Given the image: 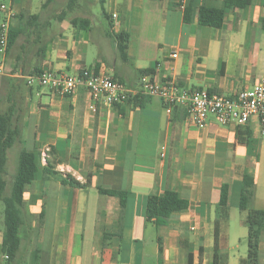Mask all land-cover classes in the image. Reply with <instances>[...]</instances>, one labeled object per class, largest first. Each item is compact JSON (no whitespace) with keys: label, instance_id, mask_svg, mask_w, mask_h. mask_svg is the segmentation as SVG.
<instances>
[{"label":"crops","instance_id":"obj_1","mask_svg":"<svg viewBox=\"0 0 264 264\" xmlns=\"http://www.w3.org/2000/svg\"><path fill=\"white\" fill-rule=\"evenodd\" d=\"M4 3L15 30L18 15L32 0H0ZM221 5L222 0H186L180 9L177 0H105L106 29H97L89 18L87 25L86 18L75 26L59 24V31L48 22L39 37L22 35L0 54L5 99L0 112L15 104L20 148L40 155L39 173L26 187L22 209L23 244L31 253L38 251L35 264H239L244 259L228 254L227 207L218 204L226 183L227 204L236 198L238 206L240 176L246 173L254 179L251 208L256 209L264 135L259 118L222 125L209 116L197 128L183 107L168 114L158 98L134 99L141 92L138 71L145 69L157 82L172 80L186 91L228 98L259 82L263 0L227 11L220 29L198 23L201 6ZM120 33L128 36L126 61L116 50L114 35ZM83 68L120 81L134 95L110 107L95 104L83 88L60 95L36 81L28 84V76L42 71L74 75ZM45 166L58 175L44 179ZM67 176L79 186L63 184L60 179ZM99 189L126 194L122 213L119 199ZM165 190L185 199L188 208L156 227L146 221L145 204ZM259 260L264 264V233Z\"/></svg>","mask_w":264,"mask_h":264},{"label":"trees","instance_id":"obj_2","mask_svg":"<svg viewBox=\"0 0 264 264\" xmlns=\"http://www.w3.org/2000/svg\"><path fill=\"white\" fill-rule=\"evenodd\" d=\"M253 0H222L220 8H210L201 6L198 10V23L201 26L220 29L223 26L224 17L229 10L246 9L252 5ZM52 2L56 0H45L41 9L45 10ZM105 0H99L102 6V15L105 20L109 16L103 10ZM77 0H68L65 9L60 14L56 15L54 19L58 22L63 21L67 14L78 8ZM264 8V0H263ZM191 12L189 8L184 9V22L190 21ZM81 18H72L71 24L75 26ZM19 27L15 30L9 31L7 51L15 44L16 40L22 35L40 36V33L47 27V21L41 23L39 14H28L22 12L18 15ZM84 24L87 25L89 21L84 19ZM116 43V50L118 56L123 60H127V43L128 36L125 33L114 35ZM140 76L151 75V69L138 71ZM115 80V79H114ZM210 93V92H209ZM212 94V93H210ZM142 94L136 96L134 99H146ZM129 98L128 100H130ZM127 100V101H128ZM179 107L173 108L174 113ZM22 145L20 128L18 125V110L15 104H11L5 111L0 112V202L3 204V224L4 230L2 233L0 253L6 256L2 259V264H20L17 258L21 256V247L23 242L27 240L24 229V221L22 217L23 209V194L26 187L32 184L39 173L40 155L37 151H27L20 148L17 158L16 172L12 177L11 188L6 194V164L7 151L14 145ZM43 178L47 179L58 175L51 171L47 166L43 167ZM241 190L238 199V210L246 212L245 223L247 226V254L244 259H241L239 264H259V241L261 235L264 233V210H257L251 208V202L254 197V179L252 176L243 173L241 174ZM63 184L69 183L71 186L78 187L79 185L70 176L66 179H60ZM100 194L119 199L120 211L122 213L126 200V194L123 192L98 190ZM229 186L224 183L221 187L220 200L218 207L226 208L228 202ZM188 208V202L185 199L169 190H165L160 196H149L145 204L146 221L153 223L156 227L164 226L171 215L174 213L184 211ZM41 216V215H40ZM25 237H23L22 234ZM217 233V231H216ZM38 251L31 253V263L35 264L37 261Z\"/></svg>","mask_w":264,"mask_h":264},{"label":"built area","instance_id":"obj_3","mask_svg":"<svg viewBox=\"0 0 264 264\" xmlns=\"http://www.w3.org/2000/svg\"><path fill=\"white\" fill-rule=\"evenodd\" d=\"M177 2L179 8L183 9L186 0ZM0 11L3 13L0 22V54L4 55L13 14L5 3L0 5ZM27 79L28 84L36 81L38 85L60 95H72L83 88L95 104L101 103L110 107L126 102L134 95L120 81L92 69L83 68L74 75L46 70L35 76H28ZM138 85L141 89L139 94L160 99L168 114L175 107H183L187 119L197 128H203L209 116H214L222 125H246L252 116H257L261 133L264 134V75L252 89L242 90L233 98L207 91H186L172 80L157 82L152 75L140 77ZM2 259H6V256H2Z\"/></svg>","mask_w":264,"mask_h":264},{"label":"rangeland","instance_id":"obj_4","mask_svg":"<svg viewBox=\"0 0 264 264\" xmlns=\"http://www.w3.org/2000/svg\"><path fill=\"white\" fill-rule=\"evenodd\" d=\"M44 2L45 0H32L33 4L30 5L29 8L24 10V12L30 14V10H32L33 12L37 11L40 15L41 23L47 21L50 22V24H55L53 27L56 28V30L53 28V31H59L60 29L57 27L59 24L66 26L70 23L69 21L74 17H78L81 19L89 18L93 21V23L96 24L97 29H99L100 27L105 29L107 28V20H105L102 15V6L96 0H77L79 5L78 8H76L71 13L67 14L66 18L61 22L56 21L54 17L60 14L63 9H65L68 0H56V2H52L45 10H42L41 5ZM99 24H101V26ZM4 100V94L3 92H0V109L5 106ZM262 139L263 145L260 150V164L257 169L259 189L258 197L254 204V207L257 210H264V199L261 198V196H264V135ZM19 150L20 145L18 146L17 144L7 151V173L4 178L7 183L6 194L10 191L12 177L16 172ZM236 200V198H233L234 203L232 204V202H230L229 204H227L224 216V222H226V226H224V229L229 236L228 254H230L231 257L235 260H237L238 257L245 258L247 254V226L245 223L246 212H240L238 210ZM3 230V204L0 202V233H2ZM22 232H24V229ZM22 235L23 237H25L24 234ZM22 247L23 249L21 252V264H29L31 262V250H29L28 244H23ZM0 257H2L1 253ZM0 261H2V258H0Z\"/></svg>","mask_w":264,"mask_h":264}]
</instances>
